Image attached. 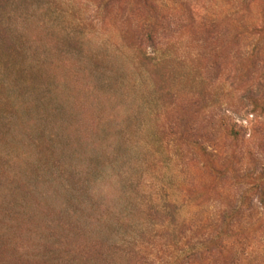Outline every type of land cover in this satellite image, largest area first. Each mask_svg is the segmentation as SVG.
Returning a JSON list of instances; mask_svg holds the SVG:
<instances>
[{"label": "rangeland", "instance_id": "obj_1", "mask_svg": "<svg viewBox=\"0 0 264 264\" xmlns=\"http://www.w3.org/2000/svg\"><path fill=\"white\" fill-rule=\"evenodd\" d=\"M0 264H264V0H0Z\"/></svg>", "mask_w": 264, "mask_h": 264}]
</instances>
